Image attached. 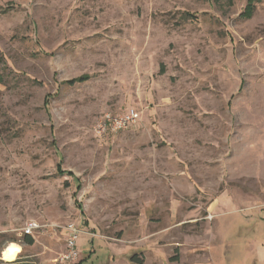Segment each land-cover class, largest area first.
Masks as SVG:
<instances>
[{"label": "rangeland", "instance_id": "rangeland-1", "mask_svg": "<svg viewBox=\"0 0 264 264\" xmlns=\"http://www.w3.org/2000/svg\"><path fill=\"white\" fill-rule=\"evenodd\" d=\"M18 244L33 264H264V0H0V255Z\"/></svg>", "mask_w": 264, "mask_h": 264}, {"label": "built area", "instance_id": "built-area-1", "mask_svg": "<svg viewBox=\"0 0 264 264\" xmlns=\"http://www.w3.org/2000/svg\"><path fill=\"white\" fill-rule=\"evenodd\" d=\"M140 119V113L135 108H130L123 113L114 114L110 111L105 113L98 121L96 130L98 133L104 134L106 132H118L123 131L138 122ZM23 228L24 235H33L35 230L40 228V224L36 221H30ZM67 231V253L63 258L66 260H74L78 257V238L81 233V229L77 224L68 223L65 227Z\"/></svg>", "mask_w": 264, "mask_h": 264}, {"label": "trees", "instance_id": "trees-1", "mask_svg": "<svg viewBox=\"0 0 264 264\" xmlns=\"http://www.w3.org/2000/svg\"><path fill=\"white\" fill-rule=\"evenodd\" d=\"M90 79V76L88 74H84V75H81L79 77H75V78H72V79H69L66 81L67 84L69 85H75L76 83H81V82H85V81H88ZM58 168H59V172L63 173L64 170L62 169V164L59 163L58 164ZM23 243H26V244H34L35 242V239L32 235L29 236V234H25L23 235L22 239ZM131 260L133 262H136V263H141V260L138 259V255L135 254L132 256ZM4 264H30V263H21L20 261H16V262H13V263H4ZM33 264V263H31Z\"/></svg>", "mask_w": 264, "mask_h": 264}, {"label": "crops", "instance_id": "crops-1", "mask_svg": "<svg viewBox=\"0 0 264 264\" xmlns=\"http://www.w3.org/2000/svg\"><path fill=\"white\" fill-rule=\"evenodd\" d=\"M35 243V242H34ZM26 244V243H25ZM20 247H21V250L19 251V253H17V255H16V258L15 259H13V260H7V259H5L4 257H3V251H4V249L2 250V252H1V254L2 255H0V259H2V260H4L5 261V263H13V262H16V261H20L21 263H34L35 261L34 260H31V258L30 259H27V257L26 256H24L23 254H24V246H23V244H18ZM27 245H30V244H27ZM34 244H32V245H30V247H32ZM6 247V246H5ZM31 256V255H30Z\"/></svg>", "mask_w": 264, "mask_h": 264}]
</instances>
